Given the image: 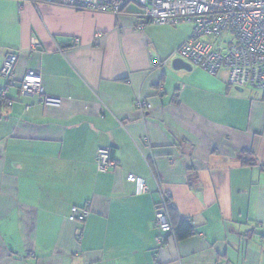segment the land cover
Returning <instances> with one entry per match:
<instances>
[{"label": "crops", "instance_id": "1", "mask_svg": "<svg viewBox=\"0 0 264 264\" xmlns=\"http://www.w3.org/2000/svg\"><path fill=\"white\" fill-rule=\"evenodd\" d=\"M59 3L0 0V68L17 55L0 97V264H264V91L174 68L189 25L163 35L141 11ZM28 71L59 104L20 95ZM158 187L180 230L162 247ZM72 207L90 212L81 229Z\"/></svg>", "mask_w": 264, "mask_h": 264}, {"label": "built area", "instance_id": "2", "mask_svg": "<svg viewBox=\"0 0 264 264\" xmlns=\"http://www.w3.org/2000/svg\"><path fill=\"white\" fill-rule=\"evenodd\" d=\"M47 3L66 6L74 10H92L118 14L128 4L140 0H44ZM141 16L147 23L159 25H189V37L175 51L180 59L196 66L207 74L215 76L220 71L227 73L229 85L237 88L250 87L264 89V0H142ZM229 35L220 42L223 35ZM206 39H210L207 41ZM78 40L74 41L77 44ZM38 45L34 46V49ZM15 53L3 59L0 77L3 87L0 97L5 99L7 91L14 86ZM20 95L36 97L46 105H57L59 99L43 96L41 77L29 71L20 81ZM139 111L150 110L151 105L137 99ZM110 150L99 148L96 166L100 173H106L112 166ZM127 180L136 187V193L147 191L146 182L136 175H128ZM159 201L154 207L155 226L164 233L158 243L162 247L165 238L173 234L169 220V196L158 187ZM89 216L87 208L73 207L68 221L81 229ZM80 239L81 232H76ZM159 247V248H160Z\"/></svg>", "mask_w": 264, "mask_h": 264}, {"label": "rangeland", "instance_id": "3", "mask_svg": "<svg viewBox=\"0 0 264 264\" xmlns=\"http://www.w3.org/2000/svg\"><path fill=\"white\" fill-rule=\"evenodd\" d=\"M139 5L143 6L144 5V2L142 0H140L139 3H138V6ZM138 6L137 5H134V4H129L127 6V8L130 11H133V12H140L141 9L139 8L140 6L139 7ZM153 26L154 27H157L156 29H158L159 31H161L163 33V35L168 32V30L165 29V28H158V27H164L162 25H153ZM172 29L179 30V32H184V33L190 32V27L188 25H183V26H178V27L176 26V27H172ZM228 38H229V35L225 34L219 40H220V42H223V41H226ZM206 40L209 41L210 39H206ZM191 67L195 69L194 66L191 65ZM170 70H171V72L176 73V78L175 79H177V77L184 76L185 73H186L185 70H177V71H175L171 67H170ZM251 89H253V88H251ZM253 90L264 91V89H257V88H254ZM43 96H45L44 92H43ZM169 207H172V204ZM168 216H169V220H170V212L168 213Z\"/></svg>", "mask_w": 264, "mask_h": 264}, {"label": "bare ground", "instance_id": "4", "mask_svg": "<svg viewBox=\"0 0 264 264\" xmlns=\"http://www.w3.org/2000/svg\"><path fill=\"white\" fill-rule=\"evenodd\" d=\"M138 3L139 2H137V3H131V4H135V5H137L138 6ZM129 5V4H128ZM128 5H126L125 7H123L121 10H120V12L118 13V14H116V15H119L120 13H122L123 12V10H125V8H127V6ZM140 6V7H139ZM138 7L141 9L142 7H141V5H139ZM84 11H92V10H84ZM96 12H99V11H96ZM101 13H106V12H101ZM108 13H110V12H108ZM141 13V12H140ZM113 15H115V14H113ZM37 49V48H36ZM35 49V50H36ZM171 59L172 60H170V61H172V63H173V61L174 60H181V61H183V62H185V63H187L186 61H184V60H182V59H180L179 57H177L176 56V54H175V52L173 53V55L171 56ZM1 69V68H0ZM29 72V71H28ZM34 72V71H33ZM220 73V72H219ZM24 77V76H23ZM247 88H250V87H247Z\"/></svg>", "mask_w": 264, "mask_h": 264}, {"label": "water", "instance_id": "5", "mask_svg": "<svg viewBox=\"0 0 264 264\" xmlns=\"http://www.w3.org/2000/svg\"><path fill=\"white\" fill-rule=\"evenodd\" d=\"M173 67L176 69H185V70H190L191 69V65L188 63H185L181 60H174L173 61Z\"/></svg>", "mask_w": 264, "mask_h": 264}, {"label": "trees", "instance_id": "6", "mask_svg": "<svg viewBox=\"0 0 264 264\" xmlns=\"http://www.w3.org/2000/svg\"><path fill=\"white\" fill-rule=\"evenodd\" d=\"M191 31H192V29H191ZM242 156H243V157H246V154H242ZM243 162L246 163V164H253V163H251V162H252L251 156H249L247 159H243ZM170 205H171V204H170ZM72 208H73V207H72ZM72 208H71V209H72ZM78 208H87V207H78ZM172 208H173V206L170 207L171 210H172ZM89 213H90V212H89ZM70 214H71V210H70ZM69 216H70V215H69ZM86 219H87V218H86ZM86 219H85V221H86ZM85 221H84V223H85ZM182 226L187 227L186 224H183ZM174 229L176 230L177 233H179V231H180L179 228H176V227H175ZM187 232H188V231H186L185 233H187Z\"/></svg>", "mask_w": 264, "mask_h": 264}]
</instances>
